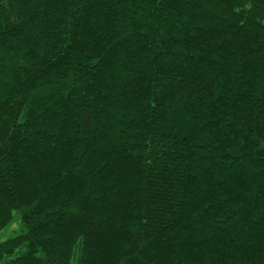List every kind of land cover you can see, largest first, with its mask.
Wrapping results in <instances>:
<instances>
[{
	"label": "trees",
	"instance_id": "16d2710c",
	"mask_svg": "<svg viewBox=\"0 0 264 264\" xmlns=\"http://www.w3.org/2000/svg\"><path fill=\"white\" fill-rule=\"evenodd\" d=\"M0 264H264V0H0Z\"/></svg>",
	"mask_w": 264,
	"mask_h": 264
},
{
	"label": "rangeland",
	"instance_id": "374dc122",
	"mask_svg": "<svg viewBox=\"0 0 264 264\" xmlns=\"http://www.w3.org/2000/svg\"><path fill=\"white\" fill-rule=\"evenodd\" d=\"M17 229H18V225L17 224L13 225L10 229H8L7 231H5L3 234L0 235V239L6 240V239L14 236L17 233V232H15V231H17Z\"/></svg>",
	"mask_w": 264,
	"mask_h": 264
}]
</instances>
